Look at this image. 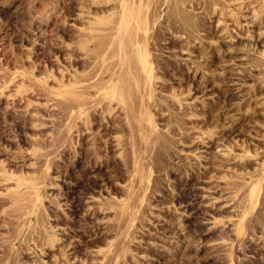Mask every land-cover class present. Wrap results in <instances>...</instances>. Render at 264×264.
Returning <instances> with one entry per match:
<instances>
[{
  "label": "rangeland",
  "instance_id": "374dc122",
  "mask_svg": "<svg viewBox=\"0 0 264 264\" xmlns=\"http://www.w3.org/2000/svg\"><path fill=\"white\" fill-rule=\"evenodd\" d=\"M0 264H264V0H0Z\"/></svg>",
  "mask_w": 264,
  "mask_h": 264
}]
</instances>
